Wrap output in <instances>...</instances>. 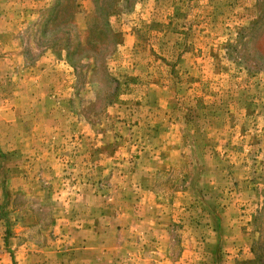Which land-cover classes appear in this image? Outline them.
Segmentation results:
<instances>
[{
    "label": "rangeland",
    "instance_id": "1",
    "mask_svg": "<svg viewBox=\"0 0 264 264\" xmlns=\"http://www.w3.org/2000/svg\"><path fill=\"white\" fill-rule=\"evenodd\" d=\"M0 264H264V0H0Z\"/></svg>",
    "mask_w": 264,
    "mask_h": 264
}]
</instances>
